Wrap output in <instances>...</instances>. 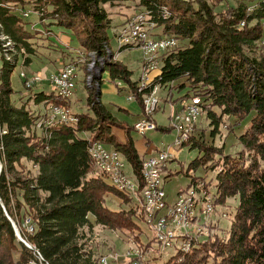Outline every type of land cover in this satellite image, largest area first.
<instances>
[{
    "label": "trees",
    "instance_id": "trees-1",
    "mask_svg": "<svg viewBox=\"0 0 264 264\" xmlns=\"http://www.w3.org/2000/svg\"><path fill=\"white\" fill-rule=\"evenodd\" d=\"M24 1L0 0V264H100L83 230L100 224L125 235V231L139 229L135 218L144 221V215L139 190L120 191L105 173L92 171L88 148L98 140L119 151L140 186L142 157L130 136L133 126L114 120L96 96L99 90L87 97V111H72L75 124L49 126L43 120L44 109L36 112L28 102L64 106L71 111L69 97H59L49 86L32 87L26 95L10 86L16 65L13 53L26 51L27 62L34 53L28 42L32 36L13 11L16 4L22 9ZM114 1L35 0L39 19L48 20V31L56 34L67 30L81 49L105 60L97 73L98 83L107 72L108 82L117 92L128 89L142 110V96L155 84L171 103L198 96L200 111L209 120L210 140L205 129L194 125L185 144L197 148L199 155L190 161L186 175L190 168L199 166L205 172L212 170L214 205L226 206L228 198L237 200L226 234L221 235L213 223L207 227L208 234L187 252L179 249L163 264H264V0L255 4L137 0L161 34L178 40L175 48L160 55L162 63L151 86L140 90L133 72L110 49L108 31L112 26L103 5ZM164 11L166 17H162ZM2 37L12 43V59L5 56ZM126 48L130 47L120 50ZM117 80L122 86L116 85ZM24 96L17 103L16 97ZM250 113L249 125L237 135L240 149L235 154L224 153V146L213 141L220 126L228 135ZM114 126L124 129L125 139ZM22 160L36 166L37 173L31 175ZM172 174H165L164 179ZM190 177L188 187L200 189L211 183L201 176ZM198 181L201 187L196 186ZM113 199L125 205L133 201L134 208H112ZM26 219L31 233L23 225ZM12 223L23 241L15 235ZM134 241L138 242L137 237ZM140 250L146 263L155 264L156 257L148 258L146 253L159 247L147 241Z\"/></svg>",
    "mask_w": 264,
    "mask_h": 264
},
{
    "label": "rangeland",
    "instance_id": "rangeland-1",
    "mask_svg": "<svg viewBox=\"0 0 264 264\" xmlns=\"http://www.w3.org/2000/svg\"><path fill=\"white\" fill-rule=\"evenodd\" d=\"M231 4H236L238 0H228ZM247 1V0H246ZM256 0H250L248 3L253 4ZM24 6L21 9V4H16L13 11L18 14L21 19L22 28L24 31L30 33L32 38L28 39L30 47L34 48V53L30 54L29 60H26V51L22 52L19 55H12V58L15 59V67L10 77L12 88L16 91L25 92L26 95L31 90L32 87H51L50 79L51 75L57 71H52L48 68H40L45 63H52L54 66L59 67V65L64 66V63H75L77 65V77H76V87L73 95L70 98L71 101V111L74 112H85L88 109L87 97L90 95V92H96L99 84L100 93L96 96H100V101L104 106L105 110L116 120L117 122H123L126 126H133L134 122L140 117L142 113L141 106L137 100L128 99L130 92L128 89L121 88L117 92L116 86L108 82L107 72L102 73V78L99 83L96 79L95 74L101 72V67L104 65V59L99 58L93 52H86L84 49H81L76 39L71 35L67 30L65 32L56 31L54 33L48 31L49 25L47 24L48 20L41 21L37 14L36 2L35 0H25ZM12 4V3H11ZM255 4V3H254ZM107 14L110 17V25L115 27L123 22L134 12L143 11V8L140 7L137 0H115L112 3H106L104 6ZM129 12L132 11L129 16L122 22L118 23L119 20L123 19L120 17L119 12ZM24 12H29V16L25 17ZM62 33H65L63 35ZM60 35L61 39H58ZM109 35V44L110 49L114 54V57L121 60L124 64L127 65L128 69L131 70L132 78H139L142 65V53L138 47H130L123 49L122 51L119 47V44L113 37L111 30L108 31ZM69 42V43H68ZM71 43V44H70ZM16 57V58H15ZM11 58V59H12ZM106 59H110V56H107ZM62 63V64H61ZM92 65L89 66V65ZM90 68V69H88ZM92 72V74H91ZM36 76H39L38 79ZM22 77L26 80H31L36 78L35 83H31L30 86L26 85L23 82ZM95 77V78H94ZM92 78V79H91ZM22 81V82H21ZM120 81H116V85L122 86L119 84ZM157 96L159 98L158 109L153 114V120L155 121L156 128L153 130L147 131L145 134H139L134 131L133 128L130 129V136L134 140L135 149L138 154L143 158L154 156L157 153V150L160 148L170 147L175 152V158L168 160L166 162V167L162 169V176L165 174L173 173L167 179H163L164 190L166 193V201L172 203L179 192H185L190 182V176H201L204 177L205 182L211 181L210 188L213 189V184L215 182L214 172L208 170L205 172L202 166H199L195 169L190 168L188 170V175L186 171L195 157L199 155L197 148H190L189 145L185 144L184 146L178 147L175 144L176 131L173 127V120L171 119V111L177 109L179 103H171L166 100L167 93L158 88ZM177 93H174L173 96L176 97ZM17 103L23 101L24 98L16 97ZM21 99V100H20ZM28 106L34 111L45 110L53 104H38L35 105L33 100L28 102ZM156 107V108H157ZM250 113L246 116L242 124L236 128L235 131L227 135L226 129L220 126V133L217 134L214 138V144L217 146H224V153L235 154V152L240 149V145L237 141V135L242 133L245 128L250 123L251 116ZM209 120L206 117L205 113L200 112L196 118V125L201 130H206V138L210 140L208 124ZM165 128V129H163ZM114 131L118 134L119 137L125 139L124 129L114 126ZM208 131V132H207ZM37 132L40 130L37 128ZM212 141V142H213ZM120 160L124 163V169L128 175H131V165L125 160L123 155L120 153ZM25 168L29 171L31 175L37 173V167L34 166L31 162L27 160H22ZM91 170L96 172V169L91 166ZM190 188L191 185H190ZM226 206L216 205L213 214L211 215V221L217 223L219 228L217 229L221 235L226 234L225 232L230 226L232 219L233 205L236 204V198L226 199ZM114 205L112 208H134L131 204L134 203L131 201L130 204H123L122 202L113 199ZM225 216H222V214ZM138 223L139 229L137 231H125V235L122 233L111 230L100 224H94L91 228H85L83 230L85 235V240L92 247L93 251L100 258H105V263L101 262L100 264H130L131 254L134 247L140 245V248L143 249L144 243L151 241L153 246L158 247L157 243L153 239V230L146 224L145 221L135 218ZM30 224L29 220L26 219L23 223L24 227ZM194 229V228H193ZM192 229V230H193ZM195 230V229H194ZM181 234V233H180ZM186 233H182L181 236L178 235V239L186 240ZM134 237H137L138 242L134 241ZM185 237V238H184ZM182 241H175L174 244H180ZM26 243V242H24ZM139 248V247H138ZM160 250L156 252H148L146 255L148 258L156 257L154 261L155 264H163L173 256L177 250H179V245H173L172 248H159ZM153 256V257H152Z\"/></svg>",
    "mask_w": 264,
    "mask_h": 264
},
{
    "label": "built area",
    "instance_id": "built-area-1",
    "mask_svg": "<svg viewBox=\"0 0 264 264\" xmlns=\"http://www.w3.org/2000/svg\"><path fill=\"white\" fill-rule=\"evenodd\" d=\"M24 16H29V12H24ZM167 16V11L162 13V17ZM158 25L150 19V16L145 11H138L131 14L125 22L112 27L114 39L120 46L125 43H132L133 40H140V50L142 53L141 72L138 78V89H144V84L148 76L153 75L156 70V63L160 62V55L172 50L178 45V40L172 35H164L162 39L149 40V33L152 30H157ZM264 44V41H263ZM146 55L154 56V63H146ZM37 79L39 76H36ZM77 65L66 63L59 71L51 75V87H59L62 89V95L71 98L76 87ZM23 82L29 85L35 83L36 78L26 80L22 77ZM120 84V83H119ZM159 86L155 84V89L147 92L142 96L143 110L141 113V122H134L133 129L139 134H145L149 130L156 128L153 114L159 104L157 96ZM193 96L189 100L179 103L177 109L171 111V119L173 127L176 131V139L179 136H190L193 132V119L198 116V106L194 105ZM128 99L132 100L133 95H128ZM44 118L46 124L52 118H67L66 107L49 106L44 110ZM91 155H95L100 166L111 168V175L108 176L110 181L120 182L126 187L129 192L136 193L139 190L140 208L143 211L142 217L153 230V237L159 248H172V245L191 246L194 245L201 237L206 236L210 231L207 228L212 225L211 215L214 212L215 205L211 200V191L209 187H203L205 191L204 202H193L186 204V197H191V189H186L185 192H179L176 199L172 203L166 201V193L164 190V182H158V174H162V169L166 167V162L175 158V152L170 150V147L160 148L154 156L143 158L140 168L141 186L132 175H128L124 169V163L120 160V152L113 147L104 145L101 141L95 140L91 142ZM198 185V182L196 183ZM190 188V187H189ZM194 203H202V206H208V215H202L198 219L196 230H187V222L192 218V210ZM222 216H225L223 213ZM29 233L33 231L30 224L27 226ZM186 233V241L183 244H172V234ZM130 255V264H144L145 256L140 248H132ZM105 263V258L102 257L100 263ZM28 264H37L35 261H29Z\"/></svg>",
    "mask_w": 264,
    "mask_h": 264
},
{
    "label": "bare ground",
    "instance_id": "bare-ground-1",
    "mask_svg": "<svg viewBox=\"0 0 264 264\" xmlns=\"http://www.w3.org/2000/svg\"><path fill=\"white\" fill-rule=\"evenodd\" d=\"M2 38L4 39V44L2 46L4 47V51L6 53L5 56H6V58L9 59V57L11 58L10 54L13 51V46H12L11 41L7 40L5 37H2ZM162 38H163V34H161L159 32V29L152 30L149 33V40H157V39H162ZM125 44H129V46L132 45V43H125ZM134 46L140 48V40H133V47ZM160 62H161V57H160ZM146 63H154V56L153 55H146ZM159 65H161V63H156L157 72H155L151 76H148V79H147V81L144 84V88L148 87V86H151L152 81L154 80V76L158 73V71L160 69ZM89 66L92 67L91 64ZM88 69H90V68H88ZM91 74H92V72H91ZM52 88L55 89V93L59 97H64L62 95V89H59V87H52ZM154 89H155V85H153L151 87L150 92H151V90H154ZM64 98L67 99L66 96ZM68 99H70V98H68ZM194 105L198 106V115H199L200 112H201L200 111L201 107H200V98L199 97H195L194 98ZM53 107H64V106L53 105ZM66 113H68L67 114V118H52V120H50L47 124H46V120H44L45 121V125L51 126V125L56 124V123H61V124H66V125L75 124L76 121H77V118H76L75 114L72 111H70V109H68V108H66ZM196 118L197 117H195L193 119V126L196 125ZM136 122H141V117ZM188 137L189 136H179V139L175 140L176 146H178V147L183 146L187 142ZM171 149L172 148H170V150ZM88 153H89V157H90V161H91L92 166L94 168L98 169V162L95 159V155H91L90 148H88ZM100 172H103L107 176H110L111 175V168L107 167V166H100ZM163 179H164V177L162 176V174H158V182H163ZM111 183L114 185V187L116 189H118L120 191L124 190L125 192L126 191L129 192V190L126 187H124L123 185H121L120 182L111 181ZM202 185L203 184L201 183V181H198V185H196V186L201 187ZM189 189H191V197H186V204H193V202H204V201H206L205 200V191L202 190V187L200 189H196V187H192V188H189ZM211 200H212V197H211ZM139 204H140V199H139ZM207 213H208V206H202V203H194V208L192 210V218H189L188 222H187V230H192L193 228L196 230V228L198 226V219L197 218L201 217L202 215H206ZM146 224H147V222H146ZM181 234L180 233L179 234H172V242L171 243L174 244L175 241H182L180 243L183 244V242H185L186 240H180L181 238L178 239V237H179L178 235L181 236ZM185 236H186V234H185ZM190 247L191 246H182L181 247L179 245V249L184 251V252L185 251L187 252L190 249ZM144 264H149V263H146L144 261Z\"/></svg>",
    "mask_w": 264,
    "mask_h": 264
},
{
    "label": "crops",
    "instance_id": "crops-1",
    "mask_svg": "<svg viewBox=\"0 0 264 264\" xmlns=\"http://www.w3.org/2000/svg\"><path fill=\"white\" fill-rule=\"evenodd\" d=\"M246 2V3H248L250 0H238V2ZM255 2V1H254ZM252 3V2H251ZM251 3H248V4H251ZM106 5V3L103 5V6H105ZM131 12L132 11H129V12H122V11H120L119 12V14H121V16L120 17H123V19H121V20H119V22L118 23H122L126 18H127V16H129L130 14H131ZM27 17V16H26ZM127 20V19H126ZM113 27V26H112ZM111 31H112V28H111ZM63 35H65V33H62ZM58 39H61V37H60V35L58 36ZM69 43V42H68ZM71 44V43H70ZM124 46L125 47H132V45H130L129 46V44H124ZM62 64V63H61ZM66 63H64V65H65ZM48 68V69H50V70H52V71H59L62 67H63V64L62 65H59V67H56V66H54L52 63H45L44 65H42L40 68ZM136 79H138V77L136 78ZM121 84V83H120ZM54 91H55V89L54 88H52ZM140 117H141V115H140ZM140 117L136 120V121H138L139 119H140ZM135 121V122H136ZM121 139H122V137H120ZM123 140V139H122Z\"/></svg>",
    "mask_w": 264,
    "mask_h": 264
},
{
    "label": "water",
    "instance_id": "water-1",
    "mask_svg": "<svg viewBox=\"0 0 264 264\" xmlns=\"http://www.w3.org/2000/svg\"><path fill=\"white\" fill-rule=\"evenodd\" d=\"M95 77H96V78H99L100 76H99V74H95ZM98 90H99V87L97 88L96 93L98 92ZM0 167H1V166H0ZM12 226H13V229H14V232H15V235L17 236V238H18L20 241H23L22 238H21V236H19L20 234H19L17 228L15 227L14 223H12Z\"/></svg>",
    "mask_w": 264,
    "mask_h": 264
}]
</instances>
